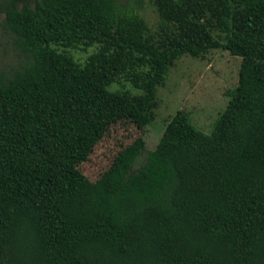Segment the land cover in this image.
Listing matches in <instances>:
<instances>
[{
  "label": "trees",
  "instance_id": "1",
  "mask_svg": "<svg viewBox=\"0 0 264 264\" xmlns=\"http://www.w3.org/2000/svg\"><path fill=\"white\" fill-rule=\"evenodd\" d=\"M149 2L154 32L117 0H0L30 59L0 70V264H264V0ZM218 49L241 63L210 134L179 110L154 150L81 173L111 124L147 128L178 59Z\"/></svg>",
  "mask_w": 264,
  "mask_h": 264
},
{
  "label": "rangeland",
  "instance_id": "2",
  "mask_svg": "<svg viewBox=\"0 0 264 264\" xmlns=\"http://www.w3.org/2000/svg\"><path fill=\"white\" fill-rule=\"evenodd\" d=\"M117 1L139 12L146 19L151 32L157 29L158 16L149 0ZM93 52L94 47L68 50L78 61H83ZM29 60L16 49L12 38L0 29V70L8 72L21 69ZM240 63L241 58L231 56L222 49L212 50L202 58L182 56L170 69L165 86L157 89V108L147 128L143 131L124 118L111 124L103 138L93 147L88 159L79 165L81 173L89 181L96 182L115 156L139 137L144 138L146 151L154 150L166 122L179 110L188 113L196 129L210 134L228 104L226 92L238 84ZM145 160L146 152L136 158L133 168H138Z\"/></svg>",
  "mask_w": 264,
  "mask_h": 264
}]
</instances>
